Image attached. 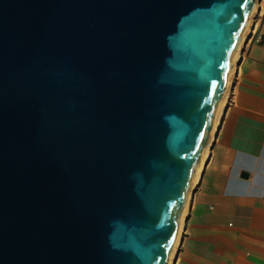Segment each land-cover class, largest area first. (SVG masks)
Segmentation results:
<instances>
[{"label":"water","instance_id":"95a60500","mask_svg":"<svg viewBox=\"0 0 264 264\" xmlns=\"http://www.w3.org/2000/svg\"><path fill=\"white\" fill-rule=\"evenodd\" d=\"M256 0H0V264H168Z\"/></svg>","mask_w":264,"mask_h":264},{"label":"crops","instance_id":"0c3cea01","mask_svg":"<svg viewBox=\"0 0 264 264\" xmlns=\"http://www.w3.org/2000/svg\"><path fill=\"white\" fill-rule=\"evenodd\" d=\"M171 264H264V0Z\"/></svg>","mask_w":264,"mask_h":264},{"label":"bare ground","instance_id":"6f19581e","mask_svg":"<svg viewBox=\"0 0 264 264\" xmlns=\"http://www.w3.org/2000/svg\"><path fill=\"white\" fill-rule=\"evenodd\" d=\"M262 1L263 0H256L255 1V7H254V10H253L252 16L250 18V21H249L250 24H249L247 30L245 31V33H244V35L242 37L243 40H242V42H241V44L239 46L238 52L236 54L237 57H236L235 63L233 65V68H232V71H231L232 73L230 75V79L228 81V84L226 85V88H225L226 90H225V92L223 93V96H222V100H221V104H220L221 108H220L219 114H218V116H217V118H216V120L214 122L215 124H214V126L212 128V131H211V133H210V135L208 137V141L206 143L204 152L202 154V158L200 160L199 167H198V169L196 171V176H195L194 181H193V186H192V189H191L192 190L191 193L193 192V188H194L195 184L198 182L199 177L201 176V171L203 169V166L205 165L206 160L208 159L210 146L212 145V143L214 141V137H215V135L217 133V130H218L220 124H221L220 121H221L224 109L226 107L225 105H226V102H227V99H228V95H229V92H230V85H231V82H232V79H233V76H234V73H235L234 72L235 71V66L237 65V62L239 61V58L241 57V55H240L241 52L240 51H242V48L249 41L250 37L253 35L254 31L256 30V28H257V26L259 24V19H260V16L262 15V12H263V5H262L263 2ZM190 197H191V195H190ZM189 200H190V198H189ZM189 200H188V202H189ZM188 202H187V205H188ZM187 205L185 206L186 209L184 210L183 215H182L181 220H180V225H179V228L177 230L178 232H177L175 246L173 247L172 252L170 254L171 258H170V261H169L168 264H171V262H172V260L174 258L173 256H174V254L176 252L175 250H176V248H177V246L179 244L178 238H179L181 227L183 225L182 222L184 220V217L186 215V211H187V208H188Z\"/></svg>","mask_w":264,"mask_h":264},{"label":"rangeland","instance_id":"374dc122","mask_svg":"<svg viewBox=\"0 0 264 264\" xmlns=\"http://www.w3.org/2000/svg\"><path fill=\"white\" fill-rule=\"evenodd\" d=\"M245 46V45H244ZM244 48V47H243ZM243 48H242V50H243ZM241 52V51H240ZM241 54V53H240ZM240 59V58H239ZM238 63V62H237ZM236 67H237V65L235 66V69H236Z\"/></svg>","mask_w":264,"mask_h":264}]
</instances>
